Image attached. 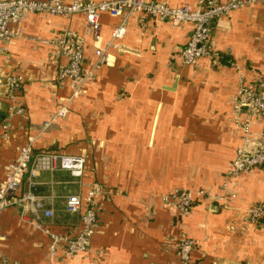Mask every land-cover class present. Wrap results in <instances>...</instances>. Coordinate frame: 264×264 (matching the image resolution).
<instances>
[{
	"label": "crops",
	"instance_id": "0c3cea01",
	"mask_svg": "<svg viewBox=\"0 0 264 264\" xmlns=\"http://www.w3.org/2000/svg\"><path fill=\"white\" fill-rule=\"evenodd\" d=\"M165 1L177 6L196 0ZM100 21L108 38L118 18L102 14ZM23 31L10 42L7 54L0 53V183L29 140L35 153L82 156L81 177L61 170L60 175L38 171L31 179L36 193L53 196L49 228L68 235L78 231L80 214L64 210L66 195H85L94 183L105 187L97 197L90 250L69 261L61 258L60 264H181L176 248L184 234L198 239L193 264H264V218L250 223L244 217L248 204L264 201V166L237 178V197L228 207L199 199L179 215L156 197L173 188L218 192L238 146L264 149L258 115L247 111L251 134L245 142L231 116L238 68L250 81L264 77L262 0L214 20L210 40L218 59L203 57L192 66H182L179 57L192 31L190 22L172 25L133 16L122 47L111 50L109 62L96 71L83 94L70 100L64 116L55 114L62 103L56 95L72 92L69 82L56 81L65 60L57 59L39 38L75 33L84 42L88 65L94 54L84 17L30 14ZM7 74L23 77L15 103L24 106L26 117H8ZM27 188L25 176L18 193ZM0 234V258L48 264V235L23 219L18 206L1 212Z\"/></svg>",
	"mask_w": 264,
	"mask_h": 264
},
{
	"label": "built area",
	"instance_id": "2783aa9c",
	"mask_svg": "<svg viewBox=\"0 0 264 264\" xmlns=\"http://www.w3.org/2000/svg\"><path fill=\"white\" fill-rule=\"evenodd\" d=\"M258 0H196L177 6L165 0H0V53L9 52V44L13 39L24 35L23 22L30 14L73 15L81 14L90 31L94 58L85 65V46L82 38L75 33L65 31L55 38H39L41 42L53 48L57 59L63 58L57 74L58 83L69 82L72 88L69 97L56 95L61 103L56 116L66 114V106L83 94L87 85L95 77L96 71L109 62L111 50L122 47V40L127 33L130 19L138 15L141 19H156L172 25L183 22L192 24V31L186 43L179 50L182 66H192L203 58L218 59V52L211 43V27L217 18L244 7ZM264 2V0H262ZM109 14L118 18L108 38L102 34L100 17ZM230 64H233L230 61ZM238 68V67H237ZM239 81L235 95L231 99V116L241 131V140L251 134L247 111L258 115L264 125V77L250 81L243 71L239 70ZM1 74V70H0ZM5 79V95L9 102L8 117L27 112L15 99L23 84V77L16 74L3 75ZM9 121L3 127H9ZM264 166V149L247 150L243 143L238 146L230 166L225 170L219 191L212 188H173L159 194L157 200L174 208L179 215L187 214L199 199L211 198L223 207H228L237 197L233 188L234 182L242 174L250 173ZM67 170L75 177H81L84 171L82 156L67 155L54 151L33 152L32 140L20 147L16 158L8 165L4 179L0 183V214L11 206H18L23 219L49 237L48 264H60V259L67 261L91 248V239L97 227V197L105 191L101 183L92 184L85 195L69 193L65 197L64 210L68 213L80 214V226L74 235L60 234L49 228L47 220L52 219L55 211L51 206L52 194H38L34 191L35 183L31 180L38 171ZM24 175L28 178V188L22 193L19 188ZM264 216V201L248 204L244 208V217L250 223L260 221ZM2 237V234H0ZM198 245V239L184 234L178 240L176 256L181 264H193L192 251ZM0 264H19L17 260L0 258Z\"/></svg>",
	"mask_w": 264,
	"mask_h": 264
},
{
	"label": "trees",
	"instance_id": "16d2710c",
	"mask_svg": "<svg viewBox=\"0 0 264 264\" xmlns=\"http://www.w3.org/2000/svg\"><path fill=\"white\" fill-rule=\"evenodd\" d=\"M60 171H61V170H55V173H57L58 175H60ZM46 172H48V171H46ZM25 176H27V175H24V177H25ZM43 192H46V190L43 189ZM43 192H42V193H43ZM67 213H68V212H67ZM69 214H75V213H69ZM263 218H264V216H263ZM263 218H262V219H263ZM262 219H261V220H262Z\"/></svg>",
	"mask_w": 264,
	"mask_h": 264
}]
</instances>
